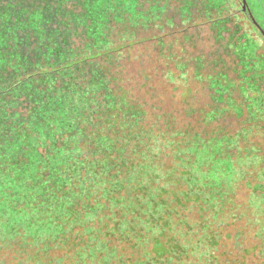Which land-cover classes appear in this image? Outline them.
Returning <instances> with one entry per match:
<instances>
[{
    "label": "rangeland",
    "instance_id": "rangeland-1",
    "mask_svg": "<svg viewBox=\"0 0 264 264\" xmlns=\"http://www.w3.org/2000/svg\"><path fill=\"white\" fill-rule=\"evenodd\" d=\"M239 4L0 0V264H264Z\"/></svg>",
    "mask_w": 264,
    "mask_h": 264
},
{
    "label": "flooded vegetation",
    "instance_id": "flooded-vegetation-1",
    "mask_svg": "<svg viewBox=\"0 0 264 264\" xmlns=\"http://www.w3.org/2000/svg\"><path fill=\"white\" fill-rule=\"evenodd\" d=\"M239 0L238 12L245 24H248L251 35L258 37L264 45V5H252L247 0ZM256 4V3H255ZM262 6V7H261Z\"/></svg>",
    "mask_w": 264,
    "mask_h": 264
},
{
    "label": "trees",
    "instance_id": "trees-1",
    "mask_svg": "<svg viewBox=\"0 0 264 264\" xmlns=\"http://www.w3.org/2000/svg\"><path fill=\"white\" fill-rule=\"evenodd\" d=\"M135 42V41H134ZM138 43V42H137ZM120 61V60H119ZM119 61L116 63V68L117 69H119L120 67L122 68V64H121V62L119 63ZM148 62H150V60L148 59ZM140 67L142 68V67H144V66H142V65H140ZM145 69V67L142 69L143 70V72L145 71L146 72V70H144ZM141 71V70H140ZM126 91L129 93V95L132 97V95H131V92H130V90H129V88H127L126 87ZM212 255H213V253H212ZM218 258H219V256H218ZM221 261V260H220ZM147 263V262H146ZM159 264V263H158Z\"/></svg>",
    "mask_w": 264,
    "mask_h": 264
},
{
    "label": "water",
    "instance_id": "water-1",
    "mask_svg": "<svg viewBox=\"0 0 264 264\" xmlns=\"http://www.w3.org/2000/svg\"><path fill=\"white\" fill-rule=\"evenodd\" d=\"M244 3H246V1L244 0Z\"/></svg>",
    "mask_w": 264,
    "mask_h": 264
}]
</instances>
